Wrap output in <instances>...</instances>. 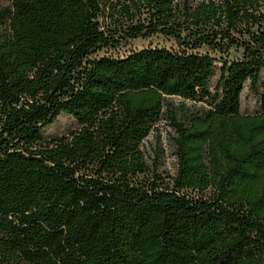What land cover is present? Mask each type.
Wrapping results in <instances>:
<instances>
[{"label":"trees","instance_id":"16d2710c","mask_svg":"<svg viewBox=\"0 0 264 264\" xmlns=\"http://www.w3.org/2000/svg\"><path fill=\"white\" fill-rule=\"evenodd\" d=\"M153 36L175 46L105 54ZM162 119L167 185L140 178ZM0 264H264V0L0 9Z\"/></svg>","mask_w":264,"mask_h":264},{"label":"rangeland","instance_id":"374dc122","mask_svg":"<svg viewBox=\"0 0 264 264\" xmlns=\"http://www.w3.org/2000/svg\"><path fill=\"white\" fill-rule=\"evenodd\" d=\"M11 0H0V9L7 8ZM171 40L162 36H153L149 39H138L127 47L119 48L115 51H108L107 55L122 57L130 51L139 50L146 47H174ZM202 51H205L204 49ZM101 52L99 55H102ZM233 56V55H232ZM216 77L214 78V80ZM174 104H179L181 100L173 98ZM200 103L186 101L185 106L193 108L198 107ZM257 111L255 99L246 92L242 95L241 112L242 114H253ZM77 128L73 119L65 114H61L50 126L44 130V139L46 141L67 135ZM178 135L175 128L169 121L162 119L159 121L149 135L143 140L141 150L143 152V161L147 166L146 173L140 175L145 180L161 182L162 185L171 184L175 179L179 167L178 148L176 140ZM212 193V192H211Z\"/></svg>","mask_w":264,"mask_h":264}]
</instances>
